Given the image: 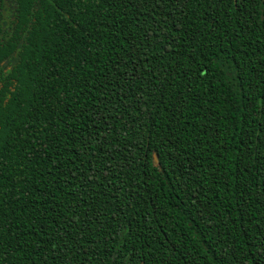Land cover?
<instances>
[{
    "label": "trees",
    "instance_id": "1",
    "mask_svg": "<svg viewBox=\"0 0 264 264\" xmlns=\"http://www.w3.org/2000/svg\"><path fill=\"white\" fill-rule=\"evenodd\" d=\"M0 264H264V0H0Z\"/></svg>",
    "mask_w": 264,
    "mask_h": 264
}]
</instances>
